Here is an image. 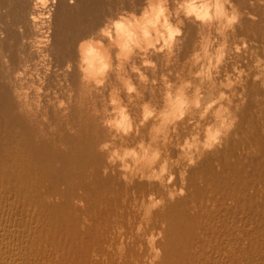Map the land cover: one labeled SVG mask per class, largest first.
Segmentation results:
<instances>
[{"label": "bare ground", "instance_id": "6f19581e", "mask_svg": "<svg viewBox=\"0 0 264 264\" xmlns=\"http://www.w3.org/2000/svg\"><path fill=\"white\" fill-rule=\"evenodd\" d=\"M109 3L115 7V0H77L78 6L59 0L53 44L61 66L64 58H74L76 41L99 26ZM236 3L248 8L247 0ZM4 7L8 0H0ZM28 8L27 0H12L9 11L0 13V22L12 18L4 29L6 50L9 40L19 42L13 25L27 19ZM248 10L259 20L245 19L238 34L250 47L252 41L260 50L263 45L264 55L258 37L264 8ZM194 35L192 29L189 46ZM11 49L15 65L14 44ZM233 62L251 69L248 55ZM70 79L75 85L76 74ZM245 87L247 103L233 133L223 148L188 170L186 195L173 202L158 184L129 187L119 173L102 175L106 165L97 145L107 133L97 118L73 106L67 119L51 114L42 132L38 120L17 111L9 86L0 82V264H148L146 238L156 231L164 233L156 241L163 252L156 264H264V88L252 80ZM52 125L55 132L48 131ZM175 186H181L179 171ZM150 192L165 204L147 222L134 201ZM138 225H144L139 234Z\"/></svg>", "mask_w": 264, "mask_h": 264}, {"label": "clouds", "instance_id": "9594fccd", "mask_svg": "<svg viewBox=\"0 0 264 264\" xmlns=\"http://www.w3.org/2000/svg\"><path fill=\"white\" fill-rule=\"evenodd\" d=\"M27 2V19L13 25L19 42L9 40L8 50L2 42L12 18L5 15L0 22V82L9 86L17 111L38 120L42 132L51 114L67 119L73 106L97 118L107 133L97 145L105 159L102 175L119 173L126 186L158 184L173 202L186 195L188 170L206 153L223 148L236 128L247 103L245 85L252 80L264 88V55L257 41L250 47L238 34L245 19L259 20L248 9L264 8V0H247L245 9L236 0H115V7L106 5L99 26L76 41L74 58H64L62 66L53 44L59 0ZM66 3L78 6L77 0ZM11 6L8 0L0 13ZM242 55L251 58V69L233 62ZM178 171L180 187L175 186ZM134 204L150 222L165 198L150 192ZM143 228L138 225L137 233ZM163 236V231L147 236L148 264L163 255L156 247Z\"/></svg>", "mask_w": 264, "mask_h": 264}, {"label": "rangeland", "instance_id": "374dc122", "mask_svg": "<svg viewBox=\"0 0 264 264\" xmlns=\"http://www.w3.org/2000/svg\"><path fill=\"white\" fill-rule=\"evenodd\" d=\"M262 31H263V33H264V28H263V27H262V28L259 30V32H258V33H259V34H258V35H259L258 37H259V40L261 41L260 44H259L260 46L264 43V40H263V39H264V36H262V35H263ZM260 34H261V35H260ZM261 38H262V39H261ZM262 46H263V45H262ZM262 46H261V50H260V48H259V51H262V50H263ZM261 54L263 55V53H261ZM182 58H183V56H182ZM263 105H264V103H263ZM263 107H264V106H262V108H263ZM260 109H261V107H260ZM262 110H263V112H261V113H262L261 115H262V117H263L262 120L264 121V116H263V114H264V108L261 109V111H262ZM243 127L245 128V126H243ZM244 128H243V129H244ZM199 180L201 181V179H198V181H199Z\"/></svg>", "mask_w": 264, "mask_h": 264}]
</instances>
